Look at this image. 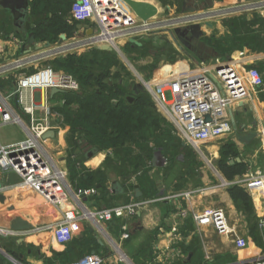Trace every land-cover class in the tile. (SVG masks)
<instances>
[{
    "label": "crops",
    "instance_id": "crops-1",
    "mask_svg": "<svg viewBox=\"0 0 264 264\" xmlns=\"http://www.w3.org/2000/svg\"><path fill=\"white\" fill-rule=\"evenodd\" d=\"M137 1H146L155 5L157 8L156 14L158 15L177 14L208 8L207 0ZM211 1L210 7H216L231 5L243 0ZM28 14L31 17L32 25L34 18L30 14L29 4ZM127 15L131 16L132 14ZM240 16L244 18L245 22H256L253 24L252 29L259 32V29L262 28L261 23L257 22V18H264V13L249 12ZM114 18L109 17V22L111 23L113 20L117 22L124 21L122 16L116 15ZM223 21L224 19L213 22L212 29L206 26L201 27L204 36L199 40H192V47L190 48L183 45L179 40L174 41L169 35H166L165 39L142 38L140 41L152 40V44L157 45L158 50L149 52L147 66L141 73V76L143 74L142 78L135 80L131 78V75H128V78L124 76L123 84L132 87L128 96L129 99L131 100L135 96L133 85L140 83L141 79L155 80L171 73L187 72L196 69L201 64L211 65L228 61V57H231L234 62H240L244 65L251 64L256 68L258 65L263 64L264 49L253 50L247 45L238 47L234 42L235 34L224 25ZM97 27L98 24L95 19L80 21L70 37L65 36L61 42H59V39L52 43L49 42V47H43L48 41H35V46L38 45L42 49L35 51L33 45L31 52H29V46H25V48L23 46L25 34L17 30L12 24L10 11L0 6V65L10 62L16 57L27 56L33 58L55 50L63 44L94 34ZM262 36L264 38V35ZM119 47L129 52L139 50L125 40H119ZM168 48L174 49L177 53L175 59L172 58L171 53L169 54L166 51ZM231 48L233 49L231 50ZM240 52H243V56L240 55ZM46 61V59H41L24 68H19L17 71L14 70L7 73V75L0 76V86L6 84L7 86H14L16 89L18 75L33 71L36 67L44 65ZM259 71L264 76V70ZM2 95L7 96V100L11 95H14L11 108L17 114L20 112L23 119H26L27 116L22 108L31 101L36 105H41L35 112L40 120L45 117L43 107L47 106L49 108L50 114L47 116V121L50 129L48 131L53 130V135L45 137L42 143L46 152L52 158L53 166L64 172L66 182L70 185L71 193H68L65 198L68 208L74 207L79 211L81 209L94 211L103 207L136 201L147 202L130 216L114 217L109 221L98 223L89 219H82L73 223L72 228L75 235L65 245H58L52 234L44 230L34 233L25 231L26 233L21 235L0 233V264H72L86 253L91 252L103 257L102 264H249L248 262L254 255L264 252V234L261 233L258 224L255 233H252L251 222L235 206L228 193V187L232 184L224 185L221 181V179L225 181L232 180H227L221 172L220 183L209 185L212 181L205 172L202 173L199 169H195L194 174L182 169L178 172V178L194 176L199 181L201 179V185H203L202 188H198L202 189L201 191L199 190L190 199H185L181 194L189 189H187V186L177 184L180 179L166 182L168 175L165 168L168 162L172 161L169 154L168 156L166 154L167 157L163 155L166 159L164 165L160 167L153 166L152 154L155 150L160 149V146L155 148L157 143L151 140L148 145L151 149V157L146 162V167L148 177L153 183L156 193L153 196L144 195L136 182L135 174L131 171L133 165L129 161L135 155L141 153L135 145L129 143L128 146L132 153L123 156L115 153L112 149L92 148L93 146L87 145L82 138L73 147V151H68V159L74 163V170L71 171L69 163L67 165L68 169L65 168V158H55L52 154L55 146L60 148L61 151L67 149L69 144L67 137L70 128L68 125L62 124L59 114L52 111V107L57 104L58 99L50 94V89L24 90L21 96L23 98L22 102L19 101V96L15 93L6 92ZM152 104L155 107V113L159 115L160 127L169 130L171 123L169 122L170 125H168L169 123L165 122V118L169 121L168 115L163 114L154 102ZM227 114L229 117L232 114L237 127L236 131L233 130V134L231 133L233 137L230 139L236 143L238 150L241 151L238 158L248 164L247 171L241 176L235 177L234 180L243 176L253 177L259 172L263 173L264 153L260 150L262 138L257 135L251 141L239 143L236 140V133L246 134L256 131L258 134L259 129L264 128V90L255 92L249 98L234 103L230 111L227 110ZM0 126H4V124L0 122ZM18 126L24 131L23 127ZM242 127L243 129H240ZM24 138L5 141L0 139V143L11 145ZM219 140L205 146L210 149L209 151L214 157H219V148L224 142L217 144ZM181 142L182 140L178 138L175 141L177 144ZM92 149L97 151L88 155V152ZM71 152L72 155H70ZM182 158L183 156L177 155L176 159L178 162L182 163L183 161L184 163L185 159L182 160ZM190 166L188 165V167ZM140 170L141 166L139 164L137 169L139 174H141ZM88 171L101 172L102 175L98 178L100 182L98 181L87 188L94 190L92 194L81 196L77 200L75 193L78 189H81L78 181H85ZM157 175L162 176V180L157 181ZM0 179L2 186L0 191V229L2 231L11 229V225L19 217H24L27 221L37 225L61 220V213L51 205H47L46 197L30 194L26 190L17 188V183L21 180L17 173L12 170L0 171ZM114 182L118 183L121 190L113 191L112 185ZM240 186L245 188L250 196L255 222L258 223L259 218L264 216V179L251 184L249 188L243 185ZM136 188L141 192L139 197H135ZM208 206H221L227 216L234 219L231 222L228 220L236 232L247 241L248 245L245 249H235L230 239L217 235L210 226H199L193 221L190 211H200ZM181 209L188 211L185 217L180 216ZM172 226L177 228L176 232L179 235L176 237L177 239H174V236L170 234ZM124 232L128 235L126 238L122 237Z\"/></svg>",
    "mask_w": 264,
    "mask_h": 264
},
{
    "label": "built area",
    "instance_id": "built-area-1",
    "mask_svg": "<svg viewBox=\"0 0 264 264\" xmlns=\"http://www.w3.org/2000/svg\"><path fill=\"white\" fill-rule=\"evenodd\" d=\"M249 12L263 14L264 0H243L231 5L208 7L177 14H156L146 20L135 16L122 0H73L70 5L71 18L78 22L95 19L98 24L96 32L83 39L63 44L37 57H16L0 65V76L54 55L66 54L70 51L82 52L102 44L109 45L112 51H118L119 40L127 41L129 38L141 40L145 37L165 39L166 35L171 36L175 28L187 27L190 24H199L203 27L206 23ZM116 15L122 16L124 21L113 20L110 23L109 17L115 19ZM240 55L243 56V52H240ZM140 84L150 95L156 107L163 114L168 115L174 133L181 137L184 144L198 152H202L208 143L233 133L232 123L227 114L228 107L249 98L255 92L264 90L261 72L251 64L244 65L234 60L211 65L201 64L194 70L171 73L155 80L141 79ZM53 87L62 90H77L79 84L71 75L55 71L49 65H42L33 71L18 75L15 91L19 96V101L22 102L21 96L24 90H49ZM6 97L0 92V122L20 125L26 137L11 145L0 143V171L12 170L17 173L21 178L17 183L18 189L46 197L47 205H51L62 216L61 220L41 224L25 231L31 233L49 231L58 245H65L75 235L72 228L73 223L82 219L98 223L109 221L114 217L130 216L147 202L136 201L103 207L94 211L68 208L65 198L68 193H71L70 185L66 182L64 172L53 166L52 158L42 143L44 133L50 129L47 121V116L50 114L49 108L43 107L45 117L40 120L35 112L41 105H36L31 101L22 108L27 116L23 119L13 111ZM206 115L209 116V120L205 119ZM258 135L262 138L260 148L264 153V128L259 129ZM263 179L264 172H259L253 177L243 176L232 181L224 179L221 181L224 185L240 184L249 188L251 184ZM199 190L202 189L188 190L181 195L185 199H190ZM93 192V189H78L75 198L78 200L79 197ZM187 214L186 209H181L180 216L185 217ZM190 215L197 225L210 226L217 235L230 239L235 249L241 250L247 247V241L229 223L222 208L205 207L200 211H190ZM258 227L264 234V216L259 218ZM25 231L12 229L2 231L0 229V233L6 235H21L25 234ZM176 231V226H172L170 234L174 236V239L179 236ZM127 236L126 232L122 234L123 238ZM102 262L101 255L91 252L86 253L72 264H102ZM249 264H264V252L254 255Z\"/></svg>",
    "mask_w": 264,
    "mask_h": 264
},
{
    "label": "trees",
    "instance_id": "trees-1",
    "mask_svg": "<svg viewBox=\"0 0 264 264\" xmlns=\"http://www.w3.org/2000/svg\"><path fill=\"white\" fill-rule=\"evenodd\" d=\"M72 2L73 0L29 1L30 14L34 18L31 31L35 41L52 43L59 39L60 34H65L66 37L72 35L78 24V21L70 18ZM257 22L261 23L260 29H263H259L261 34L252 29L255 21L245 22L242 16L230 17L223 21L224 25L235 34L234 42L238 47L247 45L253 50L264 49L262 36L264 18H257ZM128 44L143 51L147 48L143 41L141 46ZM44 65L71 75L79 84L77 90H63L53 95L58 101L52 107V111L59 114L62 124L70 128L67 137L68 143L72 145L70 151H73V147L82 138L87 145L93 146L92 148L112 149L115 153L127 156L132 153L128 146L132 143L141 153L129 160L133 165L131 171L135 174L136 182L143 194L155 195L156 189L148 177L146 167V162L151 157V149L148 146L150 141H155L160 146L162 155L169 154L170 160L174 159L176 152H182L184 147L190 146L182 142L175 143L177 138L172 136L169 130L160 127L159 115L155 113L151 97L145 90L134 92L135 96L129 100L132 87L123 84L124 76L121 70L123 66L115 53L92 47L82 52L70 51L64 55L54 56L47 59ZM257 68L264 70V63ZM239 155L233 140L228 139L220 145L216 165L227 180H233L247 171L248 164L245 161H236ZM181 156L192 157V153L188 152L187 155ZM230 160H233V163H230ZM191 163L189 161L188 165ZM139 164L141 174L137 171ZM69 167L71 171L74 170V163L70 160ZM100 175L101 172L88 171L85 181H78L79 186L81 189L93 186L99 181ZM228 193L235 206L251 222L254 234L258 223L255 222L252 202L246 189L238 184H232L228 187Z\"/></svg>",
    "mask_w": 264,
    "mask_h": 264
},
{
    "label": "rangeland",
    "instance_id": "rangeland-1",
    "mask_svg": "<svg viewBox=\"0 0 264 264\" xmlns=\"http://www.w3.org/2000/svg\"><path fill=\"white\" fill-rule=\"evenodd\" d=\"M152 42H153L152 40L143 41V44L147 47V48L145 47L146 48L145 51H143V50H135V51L129 52V51L124 50V49H122L120 47H119L118 51H115V50L112 51V52L115 53L118 61L123 66V69H121L123 76H125V74H127L126 78H128L131 75L132 76L131 78H134L135 80L137 78H142L143 77V74L141 76V73H143L145 67L147 66L149 52H151L152 50H158L156 48L157 45L154 46L152 44ZM166 51L169 52V54L171 53L173 59L176 58L177 53L174 51V49L168 48V50H166ZM162 52L165 53L164 50H162ZM58 55H64V54H58ZM54 56H57V55H54ZM54 56H51V57H48V58H45V59L47 60V59H50V58H52ZM0 85H1V83H0ZM2 86H0V92L2 94L6 93V92L7 93H15L16 94L14 86H7L6 84H3ZM13 96L14 95H11V97H9L8 100H7V102L9 103L10 106H11V104L13 102L12 101L13 100ZM18 114L21 116L20 112H18ZM165 122L169 123V121L166 118H165ZM168 125H170V123ZM173 129H174L173 126L170 125L169 131H170L171 135L176 137V138H178V139H181V137L179 135L174 133ZM24 134H25L24 131L16 124H6V125L4 124V126H0V139L2 141L13 140V139H22L25 136ZM232 134H229L226 137L220 139L217 142V144L222 142V141H225V140H228V139L232 138L233 137V136H231ZM71 146L72 145L68 144L67 149L62 150V151L60 150V148H57L55 146L54 151L52 153L54 155L53 157H55V158L56 157L65 158V160H66L65 168L66 169H68V167H67V165L69 163L68 151L70 150ZM158 146L159 145L155 144V148L158 147ZM209 150H210L209 148L204 147L202 149V152H198V151L192 150V149H190V147L186 146V147H184L183 151L181 150L182 152H180V151L176 152L177 155H184V154L187 155L188 152H191L192 153V157L188 156L186 158V157L183 156L182 160L185 159V162L183 163V161H182V163H180V162L177 161V159H176L177 155H176L172 161H169L167 166H166V168H165V172L168 175V179L166 180V182H168L170 180L176 181V180L180 179V181H178L177 184H182V186H187L188 187L187 189H189V190H196L198 188H202L203 185H201V179L199 181L194 176L187 177V178L185 176L184 177L182 176L181 178H178V172H180L182 169L183 170L186 169L190 173L191 172L194 173L195 169H199V171H201L202 173L205 172L208 176H210V180L212 182H210L209 185H211V184H219L220 183V174L221 173L217 169V165H216V160L218 159V156L214 157ZM239 154H241V151H239ZM189 161L192 162L190 167H188V165H187V163ZM67 173H68V171H67ZM68 177H70V176H68ZM185 179H186V181H185ZM160 180H162V176H158L157 177V181H160ZM210 207L222 208L223 209V207H221V206H210ZM223 211L225 212L224 209H223ZM225 215L227 216L226 212H225ZM227 219H229L230 222L234 221L233 218L230 219L228 216H227ZM237 222H239V221H237Z\"/></svg>",
    "mask_w": 264,
    "mask_h": 264
},
{
    "label": "water",
    "instance_id": "water-1",
    "mask_svg": "<svg viewBox=\"0 0 264 264\" xmlns=\"http://www.w3.org/2000/svg\"><path fill=\"white\" fill-rule=\"evenodd\" d=\"M139 18L142 20H146L152 16H154L157 13V8L155 5L146 2V1H137V0H122ZM208 7L211 6L212 1L207 0L206 1ZM28 4L29 0H0V6L4 9H7L12 14V24L16 27L17 30L23 32L25 34V40H24V48L25 46H29V52H31V48L34 45V50L39 51L42 49V47L36 45V42L34 40V34L31 31V17L28 14ZM206 27L212 29L213 24L212 23H206ZM204 36V33L202 31V28L199 24H190L187 27L182 28H175L171 36L174 41L179 40L183 45L190 48L192 47L191 41L192 40H199L201 37ZM65 38L64 34L60 35L59 42ZM128 43H131L136 46H141V41L136 38H129L127 40ZM50 43L46 42V45L43 47H49ZM100 50H106V51H112V48L109 45L102 44L97 46ZM229 60H231V57H228ZM228 60V61H229ZM213 78V77H212ZM214 79V78H213ZM215 80V79H214ZM110 81V80H109ZM216 83V80H215ZM133 90L135 93H138L139 91L142 92L144 89L140 83H135L133 85ZM62 89L53 87L50 89V94L53 95L57 92H62ZM130 100V99H129ZM231 107H228V111H230ZM206 120H209V116H205ZM230 120L232 123L233 130L236 131V123L234 121V118L232 114L230 115ZM240 129H243L240 128ZM53 135V130L47 131L44 133L43 138L45 137H51ZM258 134L256 131H251L246 134H240L236 133V140L239 143H246L248 141H251L254 137H256ZM96 149H92L88 152V155L96 152ZM236 161H240V159L237 157ZM166 162V159L163 157L161 150L157 149L152 154V164L153 166H162ZM230 163H233V160H230ZM0 187H1V179H0ZM113 191L121 190L118 183L114 182L112 185ZM141 195V192L138 188L135 189V197H139ZM38 226L37 224L31 223L27 221L24 217L16 218L14 223L11 225V229L13 230H20L25 231L32 229L34 227ZM249 263V262H248Z\"/></svg>",
    "mask_w": 264,
    "mask_h": 264
}]
</instances>
